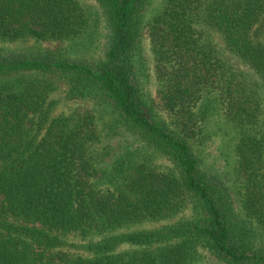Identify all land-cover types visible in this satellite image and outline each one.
Here are the masks:
<instances>
[{
  "label": "trees",
  "instance_id": "1",
  "mask_svg": "<svg viewBox=\"0 0 264 264\" xmlns=\"http://www.w3.org/2000/svg\"><path fill=\"white\" fill-rule=\"evenodd\" d=\"M150 1L0 0V264H264V0Z\"/></svg>",
  "mask_w": 264,
  "mask_h": 264
},
{
  "label": "rangeland",
  "instance_id": "2",
  "mask_svg": "<svg viewBox=\"0 0 264 264\" xmlns=\"http://www.w3.org/2000/svg\"><path fill=\"white\" fill-rule=\"evenodd\" d=\"M162 4V0H151L150 4L148 6L149 14L147 18L151 17L152 15H155L156 12L160 10ZM105 33L106 29L103 30V26L99 29V40L96 41L95 46L96 48V53L92 54L91 52H87V50L82 47L80 49H76L77 46L74 43L71 42H47L42 45V48H52L53 50H60L62 54L64 55H81V56H97L100 58L101 56L104 55L105 49H106V38H105ZM145 50L146 52H149V46H148V38L147 36L145 37ZM31 43H15V45H1L6 48H16L19 50H29L28 48L31 46ZM93 49L91 48V51ZM77 51H83V52H77ZM150 88L153 91V95L156 99V101L159 100V95L156 92V87L155 84H152ZM65 91V86L61 83L59 86V89L56 93V96H63ZM91 103L88 102H81V101H62L61 104L59 105V111L62 113H69L71 110L75 108H89L91 107ZM222 136H215L212 138V140L207 141V145H201L196 148L197 152L202 155L201 157L203 158V165L204 168L208 173L215 174L216 176L220 177L223 183L226 182V185L230 187L231 189V196L234 201H236V193H237V188H236V183H234V176L233 179H230L226 175L227 171H230L229 168H227V157H226V151L224 150L225 145H223V141L221 140ZM234 165V163H233ZM232 172V169H231ZM232 177V176H231ZM225 181V182H224ZM236 182V181H235ZM150 227V226H148Z\"/></svg>",
  "mask_w": 264,
  "mask_h": 264
}]
</instances>
